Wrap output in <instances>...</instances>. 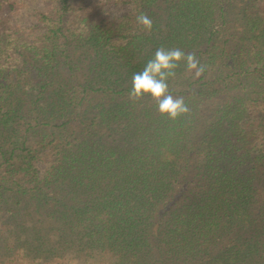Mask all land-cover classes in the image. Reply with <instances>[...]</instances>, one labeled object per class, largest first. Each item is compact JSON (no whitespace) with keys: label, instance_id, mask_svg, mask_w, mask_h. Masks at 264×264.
<instances>
[{"label":"trees","instance_id":"trees-1","mask_svg":"<svg viewBox=\"0 0 264 264\" xmlns=\"http://www.w3.org/2000/svg\"><path fill=\"white\" fill-rule=\"evenodd\" d=\"M25 4L0 0V264H264V0ZM159 47L204 66L176 120L128 95Z\"/></svg>","mask_w":264,"mask_h":264},{"label":"clouds","instance_id":"clouds-1","mask_svg":"<svg viewBox=\"0 0 264 264\" xmlns=\"http://www.w3.org/2000/svg\"><path fill=\"white\" fill-rule=\"evenodd\" d=\"M136 23L144 31H151L152 20L144 12L136 16ZM183 61L188 71L199 76L204 71L195 52H185L173 47L170 49L159 47L153 58L147 61L144 68L133 73L129 99L138 101L145 95H149L155 102L157 111L162 116L176 120L189 112V107L182 96H174L169 90L168 81L175 77L176 69Z\"/></svg>","mask_w":264,"mask_h":264},{"label":"rangeland","instance_id":"rangeland-1","mask_svg":"<svg viewBox=\"0 0 264 264\" xmlns=\"http://www.w3.org/2000/svg\"><path fill=\"white\" fill-rule=\"evenodd\" d=\"M26 4L23 6L20 14V22L24 25L32 24L31 12L33 8L42 7V0H23ZM81 2H88L90 0H79ZM130 9L129 4L124 3H109L106 6V13L113 15H121Z\"/></svg>","mask_w":264,"mask_h":264}]
</instances>
